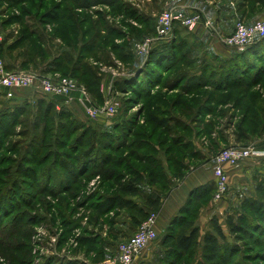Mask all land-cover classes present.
I'll use <instances>...</instances> for the list:
<instances>
[{
    "label": "rangeland",
    "instance_id": "374dc122",
    "mask_svg": "<svg viewBox=\"0 0 264 264\" xmlns=\"http://www.w3.org/2000/svg\"><path fill=\"white\" fill-rule=\"evenodd\" d=\"M180 1L184 0H0V30L4 38L0 55L11 67L9 70L41 72L43 67H55L59 47L68 48L69 42L56 35V29L74 14L76 28L81 27L86 35L72 50V59H82L92 68V74L77 69L73 74L51 71L45 75L72 78L86 93V100H80L86 107L92 103L103 108L108 99L118 103V116L114 118H92L82 110L75 115L61 107L64 103L60 98L45 100L55 105L51 111L46 110V105L38 108L39 99L31 106L27 102L18 106L7 104L0 111V117L5 113L0 119V264H101L104 256L117 251L119 244L129 238L110 240L114 225L111 223H116V233L122 234L128 232L127 226L136 231L139 222L127 219L136 210L115 207L100 217L102 226L92 225L97 205L118 192L117 181L106 174L110 166L123 179L120 182L132 180L146 192L165 194L172 182L181 181L222 149L236 144L260 147L264 142L260 113L257 117L258 112H246L252 99L247 98L244 105L239 103L246 91L263 92L264 84L252 90L244 86L220 90L212 86L192 88L202 76L203 82L212 84L217 75L225 74L223 68L227 64L225 59H219L220 55L216 60L212 49L198 50V46L208 43L221 48L223 40L235 33L238 22L251 24L264 17V2L233 0L235 12L239 13L235 28L227 23L219 29L214 20L207 25L213 35L205 29L204 39L200 35L187 38V28L181 33V44L185 45H178L175 60H164L168 62L165 67L152 66L151 51L145 52L139 45L154 36L162 11L168 5L181 4ZM187 1L205 3L210 8L215 1L231 5V0ZM258 15L262 17L257 18ZM29 32H36V36L43 32L45 46L37 45L29 35L15 49L8 48ZM39 48L47 50L46 57L37 59V66L29 63L23 67L28 59L26 53L33 54ZM254 62L249 64L253 70ZM221 63L224 65L216 67ZM256 63L262 66L257 77L263 83L264 62ZM253 70L249 71L251 76H255ZM197 72L202 75L198 77ZM145 77L153 86L145 83ZM248 78L243 79L249 81ZM75 96L80 98L79 93ZM22 109L27 110L24 113ZM154 117L165 120L167 126L157 124ZM241 123L242 129L248 131L243 134L248 140L238 142ZM114 128L117 130L110 134ZM78 164L84 165L80 173H86L71 176L72 170L78 174ZM185 168L190 169L186 172ZM180 175L182 178L178 179ZM152 178L160 182L153 183ZM258 184L264 188V177H258L254 193L247 197L256 199V212L250 210L251 204L245 205L246 199L223 210L220 201L214 200V190L201 200L194 199L188 205L187 217L201 228L200 241L186 253L173 254L171 264H209L204 258V234L213 231L210 220L217 217L230 236L225 223L229 214L236 218L241 214L252 222L250 232L239 235L241 239H236L234 251L214 264H264V189L257 194ZM229 193L230 189L223 200ZM132 200L144 203L140 197ZM123 220L125 224H121ZM177 231L178 228L170 230L172 234ZM155 248L162 256L160 244L153 242L148 246ZM116 255L113 252L106 260L108 264Z\"/></svg>",
    "mask_w": 264,
    "mask_h": 264
},
{
    "label": "trees",
    "instance_id": "16d2710c",
    "mask_svg": "<svg viewBox=\"0 0 264 264\" xmlns=\"http://www.w3.org/2000/svg\"><path fill=\"white\" fill-rule=\"evenodd\" d=\"M257 2H264V0H257ZM239 10L240 9H238V11ZM65 20L66 21H64V23H61L59 27L56 29V35L61 36L63 41L69 40V42L66 44L68 48L59 47L60 53H58L54 57L55 67L53 68L43 67L41 73L45 75L46 73H49L51 71H55L56 73L57 72L59 73L61 71H64V73H67L68 71L69 72L71 71V73L73 74L76 72L77 69L79 70L84 69L85 71L84 73L86 72L91 73L92 68L89 67L87 63H84L82 59L78 58L77 61H74L72 59V56H73L72 50L76 49V45L78 44V41L80 40L82 36L84 37L86 33L84 32V30H82L81 27L76 28L77 21H76V16L74 14L72 15L70 14V16L68 18H65ZM183 29L185 28L176 26L175 37L171 42H168V43L164 42L154 47V50L151 51L150 56H149V59L151 60L150 63L152 64V66L154 64L158 66V68L159 66L165 67L166 63L168 62H165L164 60L166 61L169 60V62H172L175 60V58L177 57V53H178L177 52L178 45L180 46L185 45V44H181L182 40H184L181 35ZM35 34L36 32L34 33L29 32L27 34H24V37L22 39H18L17 41L13 42L12 44L9 45L8 48L15 49L17 46H19V44H22L25 40H27L29 35L31 36L30 38L34 37L33 40L35 41L37 45L45 46V42L47 41L46 35L43 32L38 36H36ZM71 36L73 38L72 40H71ZM51 39H52V36H51ZM178 39L179 40L181 39L180 44H178ZM1 46L3 47V45ZM69 48L71 49L70 51L68 50ZM46 52L47 50L44 51L41 48H39V50L36 49L33 54H31L30 52L29 53L27 52L26 55L28 59L25 60L23 67L27 66L29 63H35V66H37L36 64H39L37 62V59L45 58ZM48 53L49 54L51 53L50 49ZM184 56L185 57L187 56L186 52H184ZM254 60H256V62L257 61L264 62V39H261L258 42L252 44L251 46L247 47L246 50L244 51L236 52L230 59L223 60L224 62L227 61V64H225L226 66L223 68L225 74L217 75V78L216 77L214 78L215 81L213 83L211 82L212 84H209V82H207L206 80H204L203 82L204 77L202 76L199 80H196V82L194 83L196 84V86L192 88L197 90L200 88L212 86L216 90H220V89H231L233 87L244 86L245 88H249L252 90L253 87L257 85L262 86L264 82L263 83L260 82L261 79L257 77V73H259L262 66L254 62L255 70H253V68H249L250 67L249 64H253L251 62H253ZM209 61L211 63L215 62L212 60H209ZM79 63H80V66L78 67ZM229 63H231V65ZM222 65H224V63L216 65V67H221ZM152 66L150 65L151 68ZM7 69H11V67L7 65ZM12 69H15V68H12ZM24 70H29V69H24ZM252 70L255 72V76L250 75L251 72L249 73V71H252ZM245 77H250V80L249 78H248L249 81L243 79ZM145 79L146 81L145 80L144 81L147 85L153 86L151 84L152 83L151 80H149L147 77H145ZM89 84L90 82L88 83L87 86H89ZM262 89H263V92L251 91L250 93H248L246 91V93L243 94L244 96L245 95L246 96L245 97L242 96L241 100H239V103H242L241 105H244V103L247 102V98H251L252 102L250 101L248 103L246 112H249V111H252V112L254 111L256 113L258 112L257 117L259 116V113H260V120H263L264 122V86L262 87ZM46 99H53V98L41 97L37 102L38 108H41L44 105H46L47 111L49 110L51 111L54 108H56L53 103H46L45 101ZM24 102H27L26 105L29 104V106H31L30 103H32L33 101L27 100V101H23L22 103ZM18 105H15V106H18ZM14 110L18 111L17 108H15ZM26 110L27 109H22V112L25 113ZM12 113H14V111H12ZM4 115L5 113L1 115L0 119ZM154 121L161 126H167L166 121L161 120L158 117H154ZM238 126H239L237 129V131L239 132L237 133L238 142H243V141L248 140V137L243 135L245 134L244 132L248 133L247 130L244 131L242 129L243 123L239 124ZM116 130L114 128L113 131H109V133L114 134ZM262 132H264V126L262 129ZM80 167L81 165L78 164V169H79L77 170V172L79 171L78 174H76L75 171L72 170L70 172V175L71 176L73 175L81 176L84 173H86L85 170H83L80 173ZM83 167L84 165L81 167V169ZM189 169L190 168H185V171L187 172L189 171ZM106 174H108L109 179L115 178V181H117L116 184L118 186L117 187L118 192L116 195L108 196L105 201L97 205L98 206V208L96 209L97 216L95 217L94 223H92V225L95 227L102 226L103 219L100 217L105 214V211L110 212L113 209H115V207H120V208H125V209L129 208V210H136L137 212L135 214L133 213L130 215H132L133 222H136V223L139 222L137 224L139 226L150 215V213L157 212L161 208L166 195L174 187L176 183V182H172L171 187L167 190L165 194H158L155 192L144 191V189L142 188L140 184L132 180L129 182H124V183L120 182L123 179H120V175L118 176L115 175L113 166L108 167V169L106 170ZM177 178L181 179L182 176L180 175ZM152 179H153V183L160 182V180H157L156 178H152ZM202 188L204 190L201 193H199V195L196 194L195 197L192 200H190V203H188V205L193 203L194 199L201 200L205 197V195L212 193L213 190L214 192L216 191L215 183L204 185ZM263 189L264 188H262V186L258 184L257 189H256L257 194L258 192L262 193ZM51 192H55V191L51 190ZM135 197H140L144 203H140V202H136L132 200ZM254 200L256 199L246 198L245 201H248V202L245 203V205L247 206L248 204H251L249 205L250 210H253L256 212L257 203ZM188 208H189L188 206L184 207L181 210L180 215L176 216L172 220L170 226L167 229V232L163 236L161 243H160V249L163 251V255L158 257V264H160V262L162 264L163 263L164 264L173 263L174 262L172 258L173 254L179 255L181 252L186 253L199 243L200 238H201V228L199 226H196L194 220L188 219L187 216L190 213V210ZM210 222H211V225H212L211 227L213 231H207L204 234L203 250H204V258L206 262L209 264H214L217 260L225 258L227 255H229L230 253L234 251L236 239L237 240L241 239L239 235L250 232L249 228L251 227L252 222H250L248 219H246L241 214H239L237 218H236V215L229 214L227 216L225 223L229 229L230 236H233V239H231L230 236L227 234L225 228H223V226L221 225L219 218L214 217L213 219L210 220ZM111 224H114V222ZM177 228H178V231L176 233L172 234V232H170V230H174ZM114 233H115V227L114 225H112L110 234L113 235ZM108 241L105 243L106 245L104 247L105 249L107 248ZM169 242L172 244L169 245L167 248H165L164 246L168 244Z\"/></svg>",
    "mask_w": 264,
    "mask_h": 264
},
{
    "label": "built area",
    "instance_id": "2783aa9c",
    "mask_svg": "<svg viewBox=\"0 0 264 264\" xmlns=\"http://www.w3.org/2000/svg\"><path fill=\"white\" fill-rule=\"evenodd\" d=\"M202 19L203 12L199 8L191 9L183 4L168 5L157 21L154 36L148 38L139 47L145 52H150L152 48L161 43L171 42L175 37L176 26L191 28ZM3 39V33L0 30V42ZM261 39H264V17L251 24L238 22L235 33L223 41L228 46L243 51ZM26 89H35L40 97L60 98L64 104H70L76 93L80 94V100H86V93L72 78L52 77L30 70H9L6 61L0 55V97L5 96L9 100H13L18 91ZM117 114L118 103L111 99L107 100L103 108H97L92 103L87 107V115L92 118H99L101 115L114 118ZM263 156L264 149L255 145L243 146L239 144L228 146L214 155L212 160L216 185L215 202L223 200L230 189L226 165L237 166L248 158ZM157 217V212L150 213L134 234L119 244L117 255L110 261V264H135L139 255L151 243L158 240Z\"/></svg>",
    "mask_w": 264,
    "mask_h": 264
},
{
    "label": "crops",
    "instance_id": "0c3cea01",
    "mask_svg": "<svg viewBox=\"0 0 264 264\" xmlns=\"http://www.w3.org/2000/svg\"><path fill=\"white\" fill-rule=\"evenodd\" d=\"M180 2L183 5L189 6L191 9H198V8L201 9L204 14L203 21L200 24L193 25L190 28V30H187V28L183 29L188 31L187 38H194V37L196 38L197 36L200 35V37L204 39V34H207L205 29L209 33H211V35H213L214 31L211 28L207 27V23L210 24L211 22H214V20L216 21V24L218 25L219 29L222 28V26L227 23L232 24V26L234 24V28H235L236 19L239 13L235 12L236 8H235V2L233 0H231L230 2L231 5H224V4L219 5V1H215L216 3L212 8L207 6L205 3L196 4V2L187 1V0ZM261 15H258L257 18L263 16ZM222 38H224V35L222 36ZM204 47H206V50L208 51L212 49L214 56L216 58H219L218 55H220L221 57H223V58L220 57L221 59H226V60L230 59L236 52L238 51L241 52L239 49L228 46L225 43H221L220 45L221 48L219 49H216L215 46L211 47V45L208 43H206L204 46L203 43L201 46L200 45L198 46V50H201ZM203 64L204 63H201V66H203ZM194 67L197 70L196 65H194ZM196 70H193V72H195ZM196 75L199 76L202 74L197 72ZM40 98H41L40 95L36 93L35 89L20 90L18 91L16 98L13 100H9L5 96H1L0 111H2V109H4V107L7 104L18 105L21 104L23 101H27V100L36 101L37 99ZM80 103H84V102L83 101L80 102V98L74 96L70 104H64V106L62 105L61 107L69 109L75 115L80 114L79 113L80 110H82V113L87 114L86 104L84 103L83 105ZM84 110H86V112ZM260 148L264 149V142L260 144ZM212 159L213 157H211L208 163H204L194 168L190 172H188L181 181L175 183L174 187L166 195L161 208L157 211L158 217L156 222V230L158 232L159 237L158 240L155 241L156 244L161 243V240L165 235V233L167 232V229L170 226L172 220L176 216L180 215L181 210L184 207L188 206V203H190V200H192L196 194L201 193L204 190L202 187L207 184L215 183L214 170H213L214 166ZM225 167L229 175L230 193L226 200L220 201L221 203L220 208H223V210L227 211L231 207H235L239 201H242V199H246L247 197H249V195L254 193L258 181V177L259 176L264 177V156L248 158L240 162L237 166L226 165ZM211 205L212 204L208 205L207 208H210ZM217 213L218 212H212L211 214L216 215ZM127 219L132 220V215L130 214L127 215ZM125 222L126 221L123 220L121 224H125ZM116 225L117 224L114 223L115 233L112 235L110 240L116 237L117 240L123 241L129 238L135 232L134 230L131 229V227L127 226V230H128L127 233L121 230L123 233L117 234L116 232L118 230L116 231ZM138 227H139L138 225L135 226V229L137 230ZM121 235L124 236V238H122ZM152 250L153 249H148V248L145 249L136 259L135 264H158L159 252L157 248H155V250H153L154 254H152L151 253ZM113 252H117V251L113 250ZM113 252H110L109 255H106L101 264H108L106 260L109 257H112Z\"/></svg>",
    "mask_w": 264,
    "mask_h": 264
}]
</instances>
